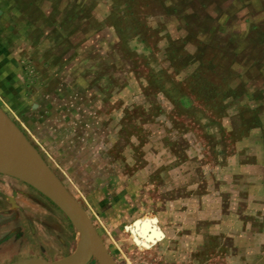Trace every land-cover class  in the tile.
<instances>
[{
  "label": "rangeland",
  "instance_id": "1",
  "mask_svg": "<svg viewBox=\"0 0 264 264\" xmlns=\"http://www.w3.org/2000/svg\"><path fill=\"white\" fill-rule=\"evenodd\" d=\"M247 1L0 10V106L118 264H264V14ZM0 192V264L43 253L19 203L53 202L1 173ZM139 219L162 231L147 247Z\"/></svg>",
  "mask_w": 264,
  "mask_h": 264
},
{
  "label": "water",
  "instance_id": "2",
  "mask_svg": "<svg viewBox=\"0 0 264 264\" xmlns=\"http://www.w3.org/2000/svg\"><path fill=\"white\" fill-rule=\"evenodd\" d=\"M0 134L7 140L0 148V173L17 178L45 195L67 216L80 237L75 250L60 259L30 257L9 264H88L92 258L100 264H118L87 210L1 106Z\"/></svg>",
  "mask_w": 264,
  "mask_h": 264
},
{
  "label": "crops",
  "instance_id": "3",
  "mask_svg": "<svg viewBox=\"0 0 264 264\" xmlns=\"http://www.w3.org/2000/svg\"><path fill=\"white\" fill-rule=\"evenodd\" d=\"M247 2L252 3L256 7L262 5V13L264 14V0H262L261 4L258 0H248ZM10 3L11 0H0L1 15L7 14L11 8L14 10V6H10ZM0 193L4 194V192ZM17 196L18 194L15 192L13 197L16 200ZM22 198L23 201L19 203V206H22L26 214L34 218L31 230L36 232L41 242V248L43 249V253L26 256L25 258L41 257L49 260L46 258L49 256L52 257L49 261H53L65 257V255L67 256L68 253L77 247L78 237L74 225L54 203H51L53 205H48L27 197ZM15 206L12 203V207L14 208ZM29 223L31 222L29 221Z\"/></svg>",
  "mask_w": 264,
  "mask_h": 264
},
{
  "label": "bare ground",
  "instance_id": "4",
  "mask_svg": "<svg viewBox=\"0 0 264 264\" xmlns=\"http://www.w3.org/2000/svg\"><path fill=\"white\" fill-rule=\"evenodd\" d=\"M7 144V140L0 134V148ZM134 241L138 245L149 246L151 242L161 238V229L150 219H139L131 227Z\"/></svg>",
  "mask_w": 264,
  "mask_h": 264
},
{
  "label": "flooded vegetation",
  "instance_id": "5",
  "mask_svg": "<svg viewBox=\"0 0 264 264\" xmlns=\"http://www.w3.org/2000/svg\"><path fill=\"white\" fill-rule=\"evenodd\" d=\"M75 249H73L70 253H68V254H71L73 251H74ZM67 254V255H68ZM66 256V255H65ZM94 260H96L95 258H92L89 262H88V264H91V262H93ZM97 261V260H96ZM98 262V261H97ZM99 263V262H98ZM100 264V263H99Z\"/></svg>",
  "mask_w": 264,
  "mask_h": 264
}]
</instances>
